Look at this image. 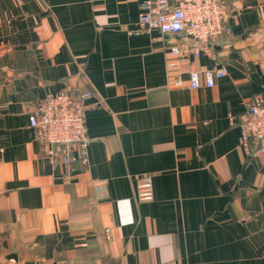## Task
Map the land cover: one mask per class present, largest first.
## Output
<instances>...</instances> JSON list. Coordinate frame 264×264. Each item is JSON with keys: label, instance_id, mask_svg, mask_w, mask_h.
<instances>
[{"label": "crops", "instance_id": "1", "mask_svg": "<svg viewBox=\"0 0 264 264\" xmlns=\"http://www.w3.org/2000/svg\"><path fill=\"white\" fill-rule=\"evenodd\" d=\"M226 1L232 34L182 57L176 86L166 50L195 42L141 28L143 0H0L1 263L264 264V159L237 124L264 96V0ZM221 67L213 88L189 87L188 70ZM69 86L92 97L89 161L68 180L28 114Z\"/></svg>", "mask_w": 264, "mask_h": 264}, {"label": "built area", "instance_id": "2", "mask_svg": "<svg viewBox=\"0 0 264 264\" xmlns=\"http://www.w3.org/2000/svg\"><path fill=\"white\" fill-rule=\"evenodd\" d=\"M232 8L226 0H143L138 18L141 28L158 30L162 35L179 36L192 40L195 46L177 44L166 50V72L173 84L183 85L182 57L193 55L213 56V46L221 38L232 34L230 25ZM226 69H190L187 71L189 87L213 88L216 80L226 76ZM91 91H79L76 87H66L57 93H49L44 98L33 101L28 114L29 126L39 142L43 154L52 163L62 164L70 179L76 170V163L88 164L86 100ZM233 121V118H231ZM241 130L240 148L249 159H264V96H254L246 105V111L238 121ZM137 199L140 202L154 199L151 175L139 176ZM110 240L112 232L105 230ZM8 264H18L10 259Z\"/></svg>", "mask_w": 264, "mask_h": 264}, {"label": "water", "instance_id": "3", "mask_svg": "<svg viewBox=\"0 0 264 264\" xmlns=\"http://www.w3.org/2000/svg\"><path fill=\"white\" fill-rule=\"evenodd\" d=\"M0 264H3V263L0 262Z\"/></svg>", "mask_w": 264, "mask_h": 264}]
</instances>
